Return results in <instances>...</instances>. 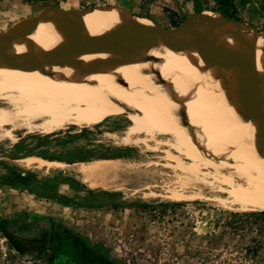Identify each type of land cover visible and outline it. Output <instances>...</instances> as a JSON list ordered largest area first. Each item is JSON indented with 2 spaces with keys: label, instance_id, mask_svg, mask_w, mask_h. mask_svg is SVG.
Masks as SVG:
<instances>
[{
  "label": "bare ground",
  "instance_id": "obj_1",
  "mask_svg": "<svg viewBox=\"0 0 264 264\" xmlns=\"http://www.w3.org/2000/svg\"><path fill=\"white\" fill-rule=\"evenodd\" d=\"M120 7L47 8L19 20L35 17L47 27L18 25L9 38L24 43L79 39L121 19ZM204 14L219 19L214 12ZM219 25L232 34L223 38L234 58L225 62L226 71L264 101V34L245 33L246 28L222 19ZM242 67L257 77L242 74ZM0 103V137L11 139L20 136L14 130L52 133L125 115L130 124L115 138L163 154L155 156L154 169L139 173L141 182H155L146 187L160 188L145 196L175 202L204 198L226 209L264 211V131H253L231 117L214 90L174 49L132 46L65 80L0 71ZM19 162L35 168L65 165L37 156ZM123 163L108 158L72 165L90 187L108 188V175L119 172Z\"/></svg>",
  "mask_w": 264,
  "mask_h": 264
},
{
  "label": "rangeland",
  "instance_id": "obj_2",
  "mask_svg": "<svg viewBox=\"0 0 264 264\" xmlns=\"http://www.w3.org/2000/svg\"><path fill=\"white\" fill-rule=\"evenodd\" d=\"M187 1H192L190 14L180 9ZM233 3L234 21L264 31V0ZM107 4L120 5L163 26L199 13L195 0H0V31L47 8ZM243 32L254 33L248 28ZM129 124L125 115H113L89 127L39 134L19 129L13 131L19 137H0V151L14 149L19 159L40 156L65 164L30 167L53 177L57 196L47 214L31 222L32 230L20 224L24 220L13 224L0 219V264H54L61 257L75 264H264V217H240L235 231L225 226L227 221L238 220L231 212L258 210L226 209L204 198L175 202L145 196L160 188L146 187L155 182H141L139 173L154 169L155 156L163 154L115 138ZM108 158L124 162L119 172L108 175V188L90 187L72 165Z\"/></svg>",
  "mask_w": 264,
  "mask_h": 264
},
{
  "label": "water",
  "instance_id": "obj_3",
  "mask_svg": "<svg viewBox=\"0 0 264 264\" xmlns=\"http://www.w3.org/2000/svg\"><path fill=\"white\" fill-rule=\"evenodd\" d=\"M83 8L94 9L95 6ZM120 9L124 13L121 19L75 40L14 42L9 36L18 25L32 23L47 27L35 17L17 22L0 31V71L32 79L65 80L96 69L106 56L132 46L171 48L180 52L188 65L214 90L231 117L253 131H264V101L226 71L225 62L234 61V58L223 38H231L232 34L219 24L222 19L254 33L264 34V31L253 30L249 25L227 18H212L204 11L189 15L177 25L163 26L147 16ZM75 12L70 10L71 14ZM240 72L257 77L244 68Z\"/></svg>",
  "mask_w": 264,
  "mask_h": 264
},
{
  "label": "crops",
  "instance_id": "obj_4",
  "mask_svg": "<svg viewBox=\"0 0 264 264\" xmlns=\"http://www.w3.org/2000/svg\"><path fill=\"white\" fill-rule=\"evenodd\" d=\"M188 4H192V1L185 2L180 9L190 14ZM14 152V149L0 151V219L13 224L24 220L20 224L32 230L31 222L34 223L36 217L47 214L49 203L57 196L55 183L53 177L19 165L17 161L20 159L15 157ZM25 211L27 215L23 216Z\"/></svg>",
  "mask_w": 264,
  "mask_h": 264
},
{
  "label": "trees",
  "instance_id": "obj_5",
  "mask_svg": "<svg viewBox=\"0 0 264 264\" xmlns=\"http://www.w3.org/2000/svg\"><path fill=\"white\" fill-rule=\"evenodd\" d=\"M211 3H213V5H210ZM195 6H196L197 11L199 12L207 9V10H210L212 12L218 13L226 17L227 19L236 20L235 5L233 3V0H195ZM182 20L172 22L171 25L173 26L177 25ZM230 215L238 220L227 221L225 223V226L235 231L238 228L237 225L241 223L240 217H245V218L253 217L254 219L263 218L264 211H248V212H242V213L231 212Z\"/></svg>",
  "mask_w": 264,
  "mask_h": 264
},
{
  "label": "flooded vegetation",
  "instance_id": "obj_6",
  "mask_svg": "<svg viewBox=\"0 0 264 264\" xmlns=\"http://www.w3.org/2000/svg\"><path fill=\"white\" fill-rule=\"evenodd\" d=\"M54 264H75V263H71L69 258H62L61 257Z\"/></svg>",
  "mask_w": 264,
  "mask_h": 264
}]
</instances>
